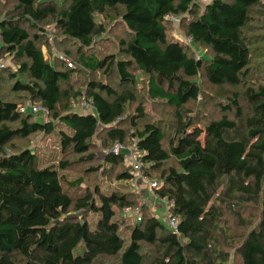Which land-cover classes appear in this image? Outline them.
Listing matches in <instances>:
<instances>
[{
    "label": "trees",
    "instance_id": "1",
    "mask_svg": "<svg viewBox=\"0 0 264 264\" xmlns=\"http://www.w3.org/2000/svg\"><path fill=\"white\" fill-rule=\"evenodd\" d=\"M60 1L13 0V15L0 20V54L8 52L16 60L14 68H0V87L8 77L14 91L34 98L62 127L55 131L52 121H37L0 95V264H229L223 245H234L227 243L230 227L222 206L229 202L233 213L234 204L257 205L254 224L237 234L234 248L241 264H264V87H247L246 116L232 93L221 109L234 118L222 115L202 126L191 116L181 118L183 106L200 93V72L219 95L227 93L225 84L237 85L249 76L252 43L245 28L250 9L264 0H210L202 10L196 0ZM116 8L130 35L120 42V56L99 58L80 51L76 59L104 74L113 66L120 92L99 81H88L86 92L73 91L68 86L72 63L63 65L58 58L62 63H51L37 46L41 25L49 19L62 38L88 49L105 31L97 17ZM168 16L183 20L186 36L209 50V57L189 55L187 44L170 38ZM24 25L37 33L30 35ZM133 69L144 76L152 100L176 110L175 136L166 144L161 126L147 119L141 105L128 110L136 101L126 89L136 83ZM82 95L90 111L70 105ZM98 130L109 141H104V163L120 164L121 154L111 148L127 142L138 151L140 174H157L155 193L166 199L177 233L140 211L125 243L117 214L132 207L129 191L96 183L81 195L69 193L74 183L63 177L66 156L86 154ZM37 131L56 132L62 156L57 164L40 166L29 148L4 151L13 138ZM115 178L128 181L133 174L121 168ZM89 212L98 213L93 229Z\"/></svg>",
    "mask_w": 264,
    "mask_h": 264
},
{
    "label": "rangeland",
    "instance_id": "2",
    "mask_svg": "<svg viewBox=\"0 0 264 264\" xmlns=\"http://www.w3.org/2000/svg\"><path fill=\"white\" fill-rule=\"evenodd\" d=\"M36 2L41 0H35ZM49 1V0H46ZM210 0H196L199 10L209 2ZM61 1L58 0V4ZM13 0H0V20L10 17L14 13ZM120 8L114 10H106L105 14L97 17L104 26V33L99 37L97 42L93 43L91 48L82 49L78 43L67 41L60 35L59 30L56 29L53 22L49 19L44 21L41 25L42 32L40 34L37 46L42 49L44 57L49 62L66 63L70 66L72 63V73L70 74L69 87L73 91L77 89L86 92V84L88 81L104 82L115 91L120 92V85L118 83L119 78L113 66L110 67L108 73L104 74L103 70L89 71L86 68L80 66L77 62L79 52H83L85 55L93 53L99 58L104 56H120V52L123 51L121 41H127L129 39V33L121 21ZM250 20L245 28V34L250 38V54H249V76L242 79V82L237 85L225 84L222 89L226 94L219 95L218 88L206 81L202 72L196 77V81L199 82L200 93L195 100L188 101L182 109L181 118L191 116L196 125H204L210 120L217 119L222 115H226L229 118H234L233 112H226L221 109L222 101L229 98L232 93L237 94V101L240 104L242 113L246 116L250 112V105L246 98V89L251 87L256 89L259 86L264 87V3L261 2L250 9ZM167 35L177 41L188 45L187 53L194 57L204 56L209 57L210 52L204 47L197 46L191 39L185 34V23L180 20L179 17L168 16ZM28 28V25H24ZM44 28V29H43ZM30 35L37 33L33 28H28ZM58 58V59H57ZM18 62V61H17ZM8 68H14L16 66V60L12 54L8 52H2L0 54V66ZM136 76V83L133 87L126 86V89L131 90L136 98L135 103L131 104L128 110H132L133 107L138 104L141 105L147 114L148 120L155 121L161 126L164 132V138L166 142L175 136V124H176V110L166 103L160 100H152L146 93V83L144 76L139 73L137 69L132 70ZM21 80H26L22 75L17 76ZM12 81L5 76L0 87V95L3 99L14 102L20 109V107H28L30 104H37L34 98L30 97L25 92L14 91L12 87ZM221 96V97H220ZM70 105L72 108L78 111H90L91 108L81 107L80 99H71ZM183 113L185 115L183 116ZM37 121H52L55 131H59L62 127L56 120H53L50 114H34ZM9 126L16 127L17 123L7 122ZM56 132L45 134L42 132H34L26 138H13L4 146L5 152L16 151L22 148H29L33 154L37 157L40 166L49 165L51 163L57 164L60 160L61 153L59 150V143L57 140ZM108 143L104 131L101 133L99 130L91 140V148L86 154H68L66 159L69 160V165L63 172V177L74 183V186L69 187V193L74 195H81L82 190L85 187H91L96 183L102 184V188L107 186L116 187L120 186V190L129 191L131 193L130 200L132 207L129 208L128 213H124L120 210L117 216L121 219L119 225V234L127 243L129 237V226L134 225L141 213H152L158 218V220L166 227L168 221V203L166 199L161 198L155 193V188L150 187V182L157 179L155 172H150V176L145 177L140 174L139 171H135L132 166L131 152L133 145L125 142L123 143V149L118 153L121 154L122 162L116 166H109L104 163L102 157L104 150L108 147L104 144ZM107 144V145H108ZM112 143H110L111 145ZM109 145V147H110ZM92 153V158H87L88 154ZM169 163H165L168 165ZM101 165V166H100ZM121 168H127L133 174V178L128 181L117 180L116 174ZM144 177V178H143ZM152 189V190H151ZM226 212L223 219L226 221V225L230 227L228 230L227 243L234 245L228 247L223 245L225 250L229 251V264H241L239 256L235 252V245L237 243V234L247 231L255 222L257 217V205L250 202H242L240 204H234L235 213L229 210L232 207L230 204L222 205ZM98 219V213L89 212L87 221L91 229L94 228ZM138 221V220H137ZM150 254L148 253L147 257ZM146 260V258H145ZM147 261V260H146Z\"/></svg>",
    "mask_w": 264,
    "mask_h": 264
},
{
    "label": "built area",
    "instance_id": "3",
    "mask_svg": "<svg viewBox=\"0 0 264 264\" xmlns=\"http://www.w3.org/2000/svg\"><path fill=\"white\" fill-rule=\"evenodd\" d=\"M168 18V17H167ZM60 59H62L61 57H59ZM3 67V65L0 66V68ZM80 106L85 108V107H88L90 106V104L88 103V101L85 99V97L82 95L81 98H80ZM21 112H26V111H29L33 114H36V113H40V114H43V115H46L48 112H47V109L39 104H35V105H32L30 104L28 107H20L19 109ZM123 149V145L119 142H115L111 148V152L117 154L119 153L121 150ZM131 160H132V166L134 168L135 171H139V168H140V164H139V160H138V151L136 149L135 146H133V150L131 152ZM144 178V177H143ZM157 185L156 181H152L150 182V187L155 188ZM151 189V190H152ZM124 213H128L129 212V208L128 207H124L121 209ZM168 221H167V228L169 230H171L173 233H177V220L175 217L171 216L168 214ZM137 220H139V217L137 216Z\"/></svg>",
    "mask_w": 264,
    "mask_h": 264
}]
</instances>
